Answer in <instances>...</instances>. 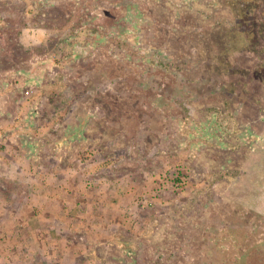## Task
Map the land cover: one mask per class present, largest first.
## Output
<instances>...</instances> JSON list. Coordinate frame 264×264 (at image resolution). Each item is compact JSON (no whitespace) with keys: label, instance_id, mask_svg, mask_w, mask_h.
I'll return each instance as SVG.
<instances>
[{"label":"rangeland","instance_id":"rangeland-1","mask_svg":"<svg viewBox=\"0 0 264 264\" xmlns=\"http://www.w3.org/2000/svg\"><path fill=\"white\" fill-rule=\"evenodd\" d=\"M261 134L264 0H0V233L120 216L47 264H264Z\"/></svg>","mask_w":264,"mask_h":264},{"label":"crops","instance_id":"crops-1","mask_svg":"<svg viewBox=\"0 0 264 264\" xmlns=\"http://www.w3.org/2000/svg\"><path fill=\"white\" fill-rule=\"evenodd\" d=\"M260 135V134H259ZM259 137L257 147L248 156L244 170L247 175L242 180L243 199L247 197V206L254 212L264 215V134ZM260 141V143H259ZM49 189L56 185L67 186L65 180L59 184L50 182ZM39 187V186H38ZM40 186V188H43ZM43 202L35 206L39 210V220L32 227H26L23 235H16L13 228L0 233V264H40L48 263L52 259V254L56 248L54 244L63 233L79 231L82 227V219L91 222L92 225H99L102 219L116 220L120 216H67V205L57 204L56 194L53 191L41 196ZM69 203V202H66ZM30 207V205H28ZM25 205L22 206L24 208ZM72 207V206H71ZM60 209V210H59ZM14 220H22L30 216H13ZM7 226V225H5ZM100 228V227H99ZM73 240V239H72ZM71 240V245L73 244ZM23 244L26 252L23 251ZM56 247V245H55Z\"/></svg>","mask_w":264,"mask_h":264}]
</instances>
